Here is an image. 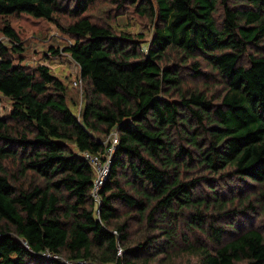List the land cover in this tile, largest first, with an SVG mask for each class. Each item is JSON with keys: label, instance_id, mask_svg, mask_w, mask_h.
I'll use <instances>...</instances> for the list:
<instances>
[{"label": "trees", "instance_id": "16d2710c", "mask_svg": "<svg viewBox=\"0 0 264 264\" xmlns=\"http://www.w3.org/2000/svg\"><path fill=\"white\" fill-rule=\"evenodd\" d=\"M22 17L81 89L24 63ZM2 100L0 264H264V0H0ZM115 128L96 213L77 152Z\"/></svg>", "mask_w": 264, "mask_h": 264}, {"label": "rangeland", "instance_id": "374dc122", "mask_svg": "<svg viewBox=\"0 0 264 264\" xmlns=\"http://www.w3.org/2000/svg\"><path fill=\"white\" fill-rule=\"evenodd\" d=\"M117 22L119 26L128 28L133 32L146 34L143 45L147 44L146 42L152 35L149 27L142 28L138 24L131 23L126 20L125 16L118 17ZM12 27L19 33L25 47V52L21 54L24 56V63L31 65L44 64L50 68L57 78L65 83L72 81L73 84L75 78L79 76V66L69 53L64 51L65 46L72 44L73 40L71 38L62 34L53 25L44 20L37 21L22 17L13 22ZM3 38L1 37V39ZM5 42L11 45L6 39ZM79 88L81 89V86ZM8 111L9 103L6 100H2L0 102V113L5 114ZM73 111L76 112L77 108H73Z\"/></svg>", "mask_w": 264, "mask_h": 264}, {"label": "built area", "instance_id": "2783aa9c", "mask_svg": "<svg viewBox=\"0 0 264 264\" xmlns=\"http://www.w3.org/2000/svg\"><path fill=\"white\" fill-rule=\"evenodd\" d=\"M143 49L146 52L147 50L146 46H144ZM73 84L81 86V79L79 77H76L75 80L73 81ZM94 138L102 145L103 151L93 153V152L83 150V151H78L77 155L80 158H82L92 168L94 172V178H93L92 187H91V195L95 202L96 213H98L99 205L101 201L99 191L103 183L107 180V177L110 171L111 157L116 150L119 139H118V133H117L116 128L112 129L108 134H106L103 137L94 136ZM113 233H116V231L113 230ZM19 240L28 250L31 251V248L26 239L20 238ZM121 252L122 250L121 248H119L118 253H121ZM33 253L43 258H46V259L58 260L62 264H94L83 258L65 259L59 254L51 252L49 249H44L39 252H33Z\"/></svg>", "mask_w": 264, "mask_h": 264}]
</instances>
